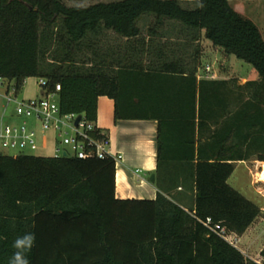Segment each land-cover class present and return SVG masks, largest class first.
Wrapping results in <instances>:
<instances>
[{"label": "trees", "instance_id": "trees-1", "mask_svg": "<svg viewBox=\"0 0 264 264\" xmlns=\"http://www.w3.org/2000/svg\"><path fill=\"white\" fill-rule=\"evenodd\" d=\"M181 1L0 0V77L18 86L38 77L48 91L60 84L63 113L96 121L98 97L108 96L115 119L157 120L159 189L155 199L117 198L112 157L0 152V264H8L13 241L26 233L35 235L29 264H264V247L257 263L200 222L211 218L242 235L260 214L228 178L235 161L253 155L264 161V39L229 0H196L193 8ZM147 15L154 17L153 38L145 44L138 22ZM176 24L186 41L203 36L250 64L259 79L241 86L233 79L197 80L199 47L189 57L188 44L155 43ZM105 31L126 38L132 49L111 61L113 75L98 46ZM237 90L246 99L239 123L230 109ZM209 100L222 103L226 117L202 139ZM181 185L193 192L187 209L171 194Z\"/></svg>", "mask_w": 264, "mask_h": 264}, {"label": "crops", "instance_id": "crops-1", "mask_svg": "<svg viewBox=\"0 0 264 264\" xmlns=\"http://www.w3.org/2000/svg\"><path fill=\"white\" fill-rule=\"evenodd\" d=\"M180 33L181 32L179 31L177 45L181 43L186 45L188 44L186 54L189 57L192 55V53L194 54V48L199 47L201 50L199 55L201 59L203 51L201 49L202 47L200 46V42L203 43L201 39L204 37L201 36L198 40L186 41L185 37ZM126 41L128 40L126 39ZM129 43L130 42H127V54L132 53ZM105 50L106 51H100V54L103 55V57L106 59V65L109 66V75H113L114 73L112 72L113 70L111 67V61L115 59L118 54L115 40H110L107 43ZM201 73L202 75L198 74L197 69V80H235V78L231 77H219L217 71L214 69L211 73L216 75L215 78L210 77L211 73H207L205 69H203ZM258 79L259 76L252 80ZM244 83L245 82H241L240 80L235 82L237 86H241ZM245 101L246 99L244 97L242 100H240L237 90L236 94L233 95V99L230 100L231 106L228 103V106L231 107L230 109L232 113L237 111L238 123L240 121V105H244ZM114 105V100L108 96L98 97L96 124L107 134L109 138L110 151L113 154L121 155V159H119L116 163L115 196L119 199H155L159 189L157 188L155 181H150V175L154 173L156 180L157 120L115 119ZM196 107H198V102H196ZM222 109V103H216L214 100H209L206 103V110L204 113L206 124L202 130V139L205 137L208 138L217 126H221L220 123H222L226 117V114H222ZM250 159L251 157L247 160L235 161V165L250 161ZM257 162H259L262 167V169L258 172V175L264 182V161L257 159ZM230 177L228 178V184ZM251 183L253 186L255 185V182L252 180ZM255 191L259 199H262L264 202V184H262V187H255ZM171 194L183 208L187 209L188 207H192L193 192L191 189H186L181 185L172 189ZM246 198L254 202L260 208V214L264 215V206H259L257 202L250 197L246 196ZM259 215L242 235H237L238 242L236 246V248L239 249L244 254V256L257 263H261L262 261L260 251L264 247V243L262 242L264 241V226H262L261 222L259 221ZM255 246H260L257 248L256 253L253 252Z\"/></svg>", "mask_w": 264, "mask_h": 264}, {"label": "built area", "instance_id": "built-area-1", "mask_svg": "<svg viewBox=\"0 0 264 264\" xmlns=\"http://www.w3.org/2000/svg\"><path fill=\"white\" fill-rule=\"evenodd\" d=\"M211 73L210 65L204 67ZM211 73L210 77L215 78ZM24 84V83H23ZM23 84L0 77V152L17 149V155L27 151L45 149L52 141L54 158L103 159L112 157L116 163L120 154H113L109 149L107 134L97 126L96 121L89 120L84 113H63L58 102L60 84L53 91L45 89L46 81L39 79L40 90L33 97L22 96ZM20 120V124L16 123ZM51 135V137H50ZM264 213V209H263ZM200 222L212 234L232 246H237V234L229 231L211 218Z\"/></svg>", "mask_w": 264, "mask_h": 264}, {"label": "rangeland", "instance_id": "rangeland-1", "mask_svg": "<svg viewBox=\"0 0 264 264\" xmlns=\"http://www.w3.org/2000/svg\"><path fill=\"white\" fill-rule=\"evenodd\" d=\"M110 1L113 0H64L67 6H88L93 3ZM229 4L238 14L252 20L260 29V32L264 39V0H229ZM180 5L182 7L193 8L197 5V1L183 0ZM153 20L154 17L152 15H147L142 17L138 22V25L141 29L140 39H144L145 44L153 38L148 34V29L153 23ZM164 30H166V36H156L154 38L156 44L158 42L160 44H164V42H166L167 44H172L178 41L180 30L177 24L176 26L172 27L167 25ZM110 40H115L117 52L124 53V49L127 46L126 39L124 37L116 35L112 31H105L102 33L101 39L98 43L100 51H106V45ZM201 41H203V43L200 42V46L202 47L201 49L203 52L198 65V74L202 75L201 72L204 67L206 65H210L211 70H216L219 77H231L235 78L236 81L240 80L241 82H246L247 80H252L258 76V73L250 64L237 59L233 55H226L223 52L222 48L213 46L211 41L206 38H202ZM84 50L87 51L86 49ZM174 52L177 54L176 51ZM85 54L88 55L89 53L87 52ZM49 56H51V53L49 54ZM144 59L146 60V62H148L147 60H149L145 53ZM38 80V77L26 78L24 80L23 91L21 95L24 97H33L34 95L38 94V92H40L37 86ZM16 123L20 124V120H16ZM17 153H19V150L17 149H6L3 151V154L9 156H14ZM27 153L30 155L51 157L53 155L52 141H49L45 149H40L38 151H27L26 154ZM261 169V165L259 164V162H257V156L253 155L251 156L250 161L238 163L235 165L234 172L229 179V184L233 188L238 189V191L243 193V195H246L247 197L255 200L259 206H264L263 200L259 199L255 191V187H262V184H264L263 180H261L260 176L258 175V172ZM251 180L255 182V187L252 185ZM259 221L261 222V225L264 226L263 214L259 215ZM262 242L264 243V241ZM259 247L260 246H255L253 252L256 253L257 248Z\"/></svg>", "mask_w": 264, "mask_h": 264}, {"label": "clouds", "instance_id": "clouds-1", "mask_svg": "<svg viewBox=\"0 0 264 264\" xmlns=\"http://www.w3.org/2000/svg\"><path fill=\"white\" fill-rule=\"evenodd\" d=\"M35 245L34 233H26L23 236H18L12 244L15 251L9 257L8 264H29L26 253L29 252Z\"/></svg>", "mask_w": 264, "mask_h": 264}, {"label": "water", "instance_id": "water-1", "mask_svg": "<svg viewBox=\"0 0 264 264\" xmlns=\"http://www.w3.org/2000/svg\"><path fill=\"white\" fill-rule=\"evenodd\" d=\"M150 181H151V182H154V181H155V174H154V173H152V174L150 175Z\"/></svg>", "mask_w": 264, "mask_h": 264}]
</instances>
